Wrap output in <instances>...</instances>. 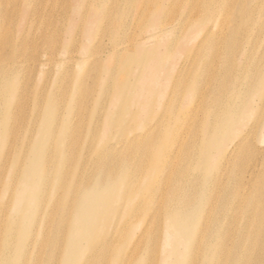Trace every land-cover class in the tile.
Wrapping results in <instances>:
<instances>
[{"label":"bare ground","instance_id":"bare-ground-1","mask_svg":"<svg viewBox=\"0 0 264 264\" xmlns=\"http://www.w3.org/2000/svg\"><path fill=\"white\" fill-rule=\"evenodd\" d=\"M106 1L64 0L63 9L40 10L32 0H24L18 13L28 18L21 23L23 27L15 18L13 30L6 22L8 15L0 11V43L9 48L0 46V264H40L45 242L63 250L52 235L63 231L69 215L75 218L73 244L66 248L61 264H105L109 243L99 236L101 228L94 222L99 215L96 204L121 210L127 198L134 202L130 212L139 210L149 198L158 212L151 215L150 223L135 226L132 236L121 237L120 245L125 247L106 264H149L142 256L143 238L154 227L153 239L162 228L166 245L173 234H181L189 254L200 253L187 264H264V245L255 260L237 255L230 263L227 257L233 243L229 249L226 243L227 239L239 245L246 236L249 242L264 236H257L252 226L253 221L257 225L264 219V0H112L117 10L131 8L144 16L133 20L132 36L116 38L104 48L94 42L103 39L101 25L111 18ZM149 2H154L153 9ZM112 24L113 30L124 32L130 25L116 15ZM79 28H84L80 30L84 31L83 47L72 45L82 38ZM23 31L17 38L13 33ZM65 36L71 37L69 42ZM181 38L194 43L174 68L163 69L160 49L162 55L175 57L173 50ZM28 53L34 64L28 77H44L31 90H37L31 111L27 103L33 93L24 89L25 64L17 59ZM147 53L156 56L157 66L146 71L142 66L132 81L112 82L115 62L128 67L136 55ZM65 63L80 72L88 65L96 70L105 64V86L116 90L117 102L116 109L111 104L105 121L113 127L117 116L135 120L124 128L132 134L129 139L136 140L125 158L124 149L120 158L112 159L106 157V149H100L90 163L87 156L79 155L81 149L74 140L68 143L75 131L60 133L61 119L51 111L61 102L71 107L75 97L61 100L52 94L47 105L41 97L49 78L67 74ZM67 88L75 90L76 82ZM130 104L135 107L131 109ZM85 106V110L92 109ZM69 120L62 126L72 125ZM128 137L120 140L124 147L129 146ZM92 150L93 143L85 148L86 153ZM163 161L170 166L161 167ZM168 172L159 183L158 178ZM149 178L154 181L146 184ZM137 193L149 198H137ZM78 194L79 205L68 210L67 202L75 195V203ZM199 198L200 205L220 204L212 213L210 208L201 228L194 223L198 217L193 205ZM59 205L63 208L58 219ZM163 213L167 215L164 222ZM240 218L243 223L238 229ZM132 222L108 219L106 227L117 230L131 227ZM176 250L172 249V257ZM96 252L101 258L92 261ZM156 252L157 248L154 259ZM163 264L176 262L165 259Z\"/></svg>","mask_w":264,"mask_h":264},{"label":"rangeland","instance_id":"rangeland-1","mask_svg":"<svg viewBox=\"0 0 264 264\" xmlns=\"http://www.w3.org/2000/svg\"><path fill=\"white\" fill-rule=\"evenodd\" d=\"M24 0H0V11L7 14L8 15V19L6 22H9L11 28L13 27V20L16 18L18 20L19 26H21V23H24V21L28 18L26 16H23L21 14L18 13V8H21V4ZM34 5H36L37 8H39L40 10L42 9H52L54 6H56L59 9H63L65 6V2L64 0H49L48 2H46V0H32ZM111 1L112 0H107L105 3V6L108 8L109 13L111 15V18L106 21L102 26L103 31L101 32V34H103V39L102 40H97L96 43L94 42L95 46H99V44L101 45V47H107L111 44L112 40L115 41L116 38H122V37H129L133 35V28H131V24L133 23V20H138L139 18H141L142 16H144V13L140 12V11H135V9H131V8H127V9H120L117 10V8L112 7L111 6ZM45 3H47V6L45 5ZM151 3V4H150ZM150 6L149 8H154V2H149ZM148 8V9H149ZM116 15V17L121 16L122 18H124V20L126 21V25H129V29L124 30H113L112 29V18ZM101 22V21H100ZM99 25L100 27V23L97 22V26ZM23 27V26H21ZM98 27V28H99ZM14 28V27H13ZM12 28V30H13ZM84 28H79L78 30H82ZM36 33H38L37 30H35ZM51 32H53V26L51 27ZM140 31L137 32V34ZM15 37H19L20 35H22L24 33V31L22 33H15L13 32ZM83 32L80 31V34L82 35L81 39H77L76 41H72V45L73 46H85V40L83 39ZM188 35H191V33L189 32ZM54 37V36H53ZM71 37L65 36V41L69 42ZM194 43V41L192 40H186L185 38H181L178 40V46L173 50V56L172 57L168 54L162 55L164 53L163 50L160 49V53H162L160 55V57H163V69L164 68H174L176 66V62H180L181 59L184 57V53L185 51ZM4 46V48H7V45H4L3 43H0V46ZM87 47V46H86ZM41 48V45H39V49ZM165 50V49H164ZM7 51H9V48H7ZM207 54L211 53V48L208 49L206 51ZM29 53L26 55H21L19 56L17 59H22L24 60V64H25V71H24V75H23V85L25 86L24 89L25 91L29 92L33 89H36L38 86V83L40 84L42 81H44V77L43 76H38L36 75L35 78L30 79L28 77L27 72L30 71L31 67L34 66V64L32 63V59L29 57ZM104 58V56H103ZM156 56L155 55H151L150 53L144 54V56H140V55H136L132 60L133 62H131V64L128 67H125L124 64H121L120 61L119 62H115V64L113 65L114 68V74L112 75V82H122V81H132L134 79V76L139 72V70H141L142 66H145V71L146 70H151L152 66H157L158 63L157 61H155ZM15 62V61H14ZM82 65V64H80ZM199 65V63H198ZM197 65V67H198ZM65 66L67 68V74L66 72L60 74L59 76H54L49 78V84L44 85V88L42 90V97L41 100L42 102H44L45 104L49 102L50 100V96L52 94H56L61 100L63 99V97L68 96L70 98V100L75 97L76 103L72 104L71 107H69V105H62V102L60 103V106L58 107V109L51 111L52 114L61 119V129H60V133L64 132V131H68L69 133L74 132L75 131V135L72 137H70L68 139V143H70V145H72V140H74V142L76 144H78V147L81 149L79 151V155H85L87 156L85 159L89 160V162L91 163V161L95 160L98 156V151L100 149H106L107 152L106 157L109 159L112 158H120L121 157V150L124 149V156L123 158H125V155L130 153V145L134 146L136 144V140L135 139H129L130 136L132 135L131 133H129L127 130H125V126L128 123H133L135 122V120L131 117L128 116H122V118H120L119 116H117V122L114 124L113 127H111L106 121H105V114L107 112H110L111 108V104L114 103V109H116L117 107V102L115 100L116 97V90L112 89V91H108L109 87L105 86V82L106 80H104L105 74H106V70L107 68H105V64H103L102 66H100L98 69L96 70H92V68H89L88 66H85L83 68V71L80 72L78 67L75 65H71V63H65ZM79 66V65H78ZM29 67V68H28ZM95 69V68H94ZM57 74H59V72H57ZM60 77L59 80H57L56 82H54V79ZM164 79V76H163ZM75 83L77 85V88L75 90H71L70 92H68V84L69 83ZM43 85V84H42ZM125 90L127 92H129V89L125 88ZM36 91L37 90H33L31 91L33 93V97L30 98L29 102L27 103L29 110L31 111V107L32 105L36 102ZM145 97L148 95L147 93V89L144 92ZM46 104V105H47ZM91 105L92 109L89 110H85L86 106L85 105ZM100 104L99 110H98V115H96L97 111H96V107L97 105ZM131 109H133L135 107V105L131 104L129 105ZM29 111V113H30ZM142 116V115H141ZM33 117L34 115H32L31 113V121H33ZM144 117V116H143ZM70 118V122L72 123V125L69 126H62V122L64 120H67ZM133 119V120H131ZM25 123L30 127V121H27V118L25 119ZM129 136L125 142L127 145L124 147V142L120 141L121 139L125 138ZM37 136H35L36 138ZM92 138H94V141L91 142ZM57 138L55 139V143L57 142ZM94 145L95 150L89 151L86 153L85 148L88 147L90 144ZM118 148V151L115 150V148ZM110 151V152H109ZM171 161V159H170ZM178 162V161H177ZM159 165L161 167H168L170 166V164H168V162L163 161L160 162ZM70 168V167H69ZM115 170H119V168L117 166L113 167ZM128 167L126 166L123 171H128ZM132 171L135 170L134 167L131 168ZM199 171V166L196 170V173H198ZM169 172L166 174H163L162 176H160L158 178V182L161 183L163 180L164 176H168ZM193 179H195L196 175L193 174ZM152 181H154V178H149L148 180H146V184L147 183H151ZM215 188L213 187L210 192L212 193L213 190ZM232 194H230L231 196ZM75 196V195H74ZM73 196V197H74ZM119 195H115V197L117 199H121L118 198ZM137 198H144V199H148V195H146L145 197H143V194H136ZM135 196V199H136ZM73 197H71V199L67 202V206H68V210H73L76 205L78 206V197L79 194L76 197V202H73ZM52 199H53V195H50L48 197V202L52 203ZM63 200V198L60 199V201ZM152 199L149 198V201L142 206L139 210L134 211V212H130L128 211V208L133 207L134 202L130 201V199H126L125 200V205L124 207H122L121 210H118V207H111L109 208L107 205H100V203L96 204V212H99V215L97 217H95L94 222L101 228V231L98 233L99 236L106 238L109 245L108 248L105 250V254H107V257L104 256L103 261H105L106 263H109L111 261V259H113L114 257L118 256L121 251L123 250V248L125 246H121L120 242H121V237H130L133 234L134 231V227L138 226V225H144L147 223H150L151 219V215L155 214L158 212L157 209L153 208L151 206V201ZM59 201V202H60ZM202 203V199L199 198L196 201V204L193 205L196 208V214H197V219L194 222L195 225H197L198 227H202L204 225H206L205 218L208 216L209 212H210V208L212 207V203H206L204 205H200V203ZM261 204V201H259ZM200 205V206H199ZM220 204L219 203H215L214 206L212 207L211 213L214 211V209L216 207H219ZM59 212H58V216L57 218H60V214H61V210L63 208L62 205H59ZM257 208L260 209V207L257 205ZM77 209V208H76ZM234 212V211H233ZM210 213V214H211ZM263 216V213L262 215ZM125 218H129V221H133L131 227L130 226H124L121 229H117V230H107V220L110 219L112 221L114 220H119V219H125ZM204 218V219H203ZM162 219V222L166 221L167 219V215L165 213L162 214V217L160 218ZM160 219L158 220V224L160 223ZM75 220V218L73 217V215H69L65 221L64 224V228L63 231L57 232L59 233L57 236L56 235H52V237H55L59 242H60V246L61 248H63V250H55L54 246L49 243V242H45L46 246L43 249L42 254L40 255V264H61L62 259L64 258L65 254H66V248H69L71 244H73V238L71 237V234L73 232L72 228H73V221ZM261 220V223H260ZM259 222L257 225H254V221L252 222V226L255 227V232L257 233V236L259 235H263L264 234V219L262 221V218H260ZM243 223L242 218H240L238 220V229L241 227ZM41 225L43 226V221L41 223ZM45 229H47L46 224L44 223ZM102 228L104 229L102 231ZM155 227L153 228L151 234L147 237V235L143 238V242H144V246H143V252H142V256L148 260L149 264H163V261L166 259L168 262H171V260L175 261L176 264H187L190 261L195 260L196 258L198 259V257L200 256V253H196L195 255H190L189 252L187 251V245H186V239L183 235L181 234H173L171 237V243L170 245H166L164 243V236H165V231L161 228L160 233L157 235H155V238L153 239L152 237V233L154 231ZM226 229H228V226H226ZM131 230H133L131 232ZM47 231V230H46ZM129 231V235H127V232ZM250 231L247 233L249 234ZM50 234H53L52 232ZM98 236V237H99ZM130 240V239H129ZM226 243H227V247L232 246V250L228 253H230L231 255L227 258H230V263L231 261L234 260V258L239 255L240 257H244L246 260L250 259V260H255L259 255L260 252L262 250H260L263 245H264V236L262 237V240L259 239V237H257L253 242H249V238L246 236L245 239L243 240V242H241L239 245L235 244V241H229V243L227 242L226 239ZM118 244L120 246H118ZM253 244H254V248H253ZM128 245V244H127ZM166 247V248H165ZM34 248H36V245L34 246ZM157 248V252L155 254V259L153 257V253ZM163 248H165V253L160 256L163 252ZM176 248V256L172 257L171 255V251L172 249ZM229 249V247H228ZM160 250V251H159ZM150 251H151V255H150ZM240 252H243L242 254H239ZM213 253H216L214 251H212ZM87 253H88V258H91L92 255V250L91 249H87ZM159 253V255H158ZM227 253V252H225ZM227 253V254H228ZM224 254V253H223ZM222 254V255H223ZM220 260H224L222 258ZM246 255L248 256V258L246 257ZM157 257V258H156ZM224 257H226V255H224ZM101 258V255L96 252L93 254L92 256V261H96L98 259Z\"/></svg>","mask_w":264,"mask_h":264}]
</instances>
